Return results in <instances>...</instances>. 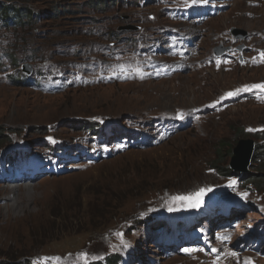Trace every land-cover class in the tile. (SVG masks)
Returning a JSON list of instances; mask_svg holds the SVG:
<instances>
[{
	"label": "rangeland",
	"instance_id": "374dc122",
	"mask_svg": "<svg viewBox=\"0 0 264 264\" xmlns=\"http://www.w3.org/2000/svg\"><path fill=\"white\" fill-rule=\"evenodd\" d=\"M99 1L13 0L18 9L39 15L40 23L18 32L0 28V141L7 138L0 143V264L7 263L6 253L17 255L14 264L57 256L60 264H104L115 256L121 264H238L231 252L239 264H264V240L251 250L237 244L244 233L264 232V154L254 151L248 177L229 169L231 150L242 138L264 147V92L254 89L246 98L216 103L227 92L264 82V62L258 61L264 0H187L189 6L186 0ZM219 4L226 9L199 21L200 7ZM131 26L139 30L117 32ZM230 28L244 30L247 39L233 37ZM218 45L227 56L208 60ZM185 52L181 73L153 79L145 69L171 65ZM95 126L120 140L133 133L146 139L141 148L125 151L115 139L92 154L101 148L89 131ZM219 144L229 145L230 156ZM56 145L87 149L89 155L81 158L82 151L72 147L53 163L70 168L66 175L50 169L34 183L4 185L18 155H31L29 164L44 168L38 160L52 159ZM103 151L110 156L88 160ZM200 189L205 193L198 208L172 199ZM234 197L247 214L230 219L233 230L209 232L215 256L187 247L167 255L155 247L174 241L187 221L192 231L201 223L210 230L203 220L211 207Z\"/></svg>",
	"mask_w": 264,
	"mask_h": 264
},
{
	"label": "snow or ice",
	"instance_id": "6c2138e0",
	"mask_svg": "<svg viewBox=\"0 0 264 264\" xmlns=\"http://www.w3.org/2000/svg\"><path fill=\"white\" fill-rule=\"evenodd\" d=\"M209 2V0H191V3L193 5L197 4V3H201V4H207ZM186 6L187 5V0H186ZM259 57H260V62H264V51H260L258 53ZM242 63H244V61H241ZM257 59L255 57L252 58V63H256ZM219 63V62H218ZM121 72L125 71L124 66L121 65L119 66ZM133 71H135L138 75L141 76V78H143L142 75V68L140 67H136L135 69H133ZM124 78H130L128 76H125ZM254 89H258L261 92H264V82L262 83H257V84H252V85H245L242 88H238L235 89L234 91H230L227 92L223 97L220 98V100H218L216 103H220L222 100L233 97V96H237L239 95L241 92H251ZM181 119H183V115L180 116ZM49 139L51 140L52 138L49 137ZM53 142H55L53 140ZM235 181H230L229 182V187H233L235 185ZM207 191H211V189H208ZM205 193V189H200V191L198 193L192 194L190 196H175L173 197V201L175 202H186L187 206L189 208H198L200 206V204L202 203V198L203 195ZM242 198H247L248 193H240ZM170 211L172 210L171 208L169 209ZM221 240H227L229 239V237H221ZM186 252L190 251L189 249H185ZM213 252H216L217 249H212ZM230 255L234 258H237L238 260V264H239V258L237 256L236 252H231ZM81 259H83L85 262H87V253H81ZM61 261V257H44L41 258L39 261H33V264H49V262H51V264H60ZM215 264V262H214ZM244 264H253V262L249 259V260H245Z\"/></svg>",
	"mask_w": 264,
	"mask_h": 264
},
{
	"label": "trees",
	"instance_id": "16d2710c",
	"mask_svg": "<svg viewBox=\"0 0 264 264\" xmlns=\"http://www.w3.org/2000/svg\"><path fill=\"white\" fill-rule=\"evenodd\" d=\"M12 1L13 0H4V1L0 0V28H4V29L12 28V29H14L15 32H18L19 30H21L25 26H28L29 24H31V22L35 23V24L40 23V16L39 15H36L35 13H32V12L25 10V9H23V10L18 9L17 5H16L17 3L16 4L11 3ZM85 1H90V0H85ZM111 1L113 2V0H111ZM99 4H101L103 6H107L110 3H106L105 1L100 0ZM55 9H57V8H55ZM54 13H55V17H57V13L56 12H54ZM10 32H12V31H10ZM97 128H99V127L95 126V129L94 128L93 129L89 128V129L92 130V132L95 135H97L98 134ZM5 139H7V138H2L0 143L2 144ZM219 145H220V146H218L219 149L221 148V149L227 150V155L230 156V152H228L230 149L229 145H227V146L221 145V144H219ZM216 152L218 153V150ZM259 153L264 154V147H262L261 150L259 147ZM255 162L258 163V160ZM228 175L233 176L232 173H228ZM245 176L248 177L249 175H245ZM244 179L248 183L253 182V179L247 180L245 177H244ZM4 258L7 261V263L3 262L4 264L5 263L6 264H14L13 261L16 260L17 255L6 253V254H4ZM117 259L118 258H113V260H111L112 262H110V263L118 264ZM15 264H17V263H15Z\"/></svg>",
	"mask_w": 264,
	"mask_h": 264
},
{
	"label": "water",
	"instance_id": "95a60500",
	"mask_svg": "<svg viewBox=\"0 0 264 264\" xmlns=\"http://www.w3.org/2000/svg\"><path fill=\"white\" fill-rule=\"evenodd\" d=\"M135 27H127L122 30H135ZM26 75L31 74V70L26 67L24 70ZM253 151V143L251 141H241L233 149V157L231 159L230 167L236 172L244 173L247 170L251 155Z\"/></svg>",
	"mask_w": 264,
	"mask_h": 264
},
{
	"label": "clouds",
	"instance_id": "9594fccd",
	"mask_svg": "<svg viewBox=\"0 0 264 264\" xmlns=\"http://www.w3.org/2000/svg\"><path fill=\"white\" fill-rule=\"evenodd\" d=\"M245 32V31H244ZM246 33V32H245ZM246 36V35H245ZM245 36H243L245 39L244 40H246L247 38L245 37ZM258 61H260V57H259V60ZM241 141H251L252 143H253V151H252V155H253V153H254V151H256V149H258V152H259V147H260V150H261V146H256L255 145V143L252 141V139H248V138H242V140ZM241 141H239V142H241ZM238 142V143H239ZM238 143L235 145V147L238 145ZM234 147V148H235ZM234 148H232V150H231V156L233 157V149ZM252 155H251V158H252ZM232 157H231V159H232ZM251 158H250V161H251ZM250 161H249V164H248V167H247V170L244 172V173H242V172H237L236 174H239V175H248V168H249V166H250ZM229 169H230V171L234 174V172H236V171H234L231 167H230V164H229ZM234 176V175H233ZM237 177H240V176H237ZM241 178V177H240ZM243 178V177H242ZM238 217V219H239V217H240V215H238V213H235V212H230V213H228V214H223V215H221V216H219L217 219H216V221L214 222V223H220V225L219 226H217V225H214V223H213V225L215 226V227H217V228H219L220 226H223V225H226V223H229L230 222V219H236ZM235 228V227H234ZM234 228H232V229H230V230H233ZM229 230V231H230ZM220 231V230H219ZM260 231V232H259ZM245 235H248L247 233H244V235H243V237L245 236ZM252 237H251V241L252 242H254L255 243V247L257 246V247H259L260 245H261V242H262V240H264V232H262V230L261 229H257V230H255L254 232H253V234L251 235ZM243 237L241 238V239H239L238 241H237V244L239 243V242H241V240L243 239ZM256 238V239H255Z\"/></svg>",
	"mask_w": 264,
	"mask_h": 264
},
{
	"label": "bare ground",
	"instance_id": "6f19581e",
	"mask_svg": "<svg viewBox=\"0 0 264 264\" xmlns=\"http://www.w3.org/2000/svg\"><path fill=\"white\" fill-rule=\"evenodd\" d=\"M208 7V9H205L204 11H202L201 13H199L198 14V16H203V15H206L207 13H212V12H214L209 6H207ZM241 38H243V37H241ZM243 39H245V38H243ZM264 43V42H263ZM261 44H262V42H261ZM218 64H221V62H219ZM257 65H259V62L257 63ZM29 68V67H28ZM30 69V68H29ZM31 70V69H30ZM240 96H241V98H246V97H248L249 96V92H241L240 93ZM183 120V122H184V120L185 119H181V121ZM186 122V121H185ZM66 160H70V157H66ZM33 174V173H32ZM192 229L193 228H190V230L192 231ZM194 231V230H193ZM192 231V232H193ZM221 247V246H220Z\"/></svg>",
	"mask_w": 264,
	"mask_h": 264
}]
</instances>
